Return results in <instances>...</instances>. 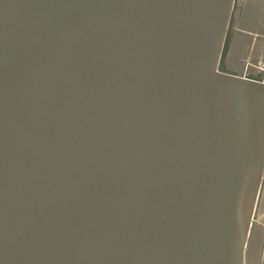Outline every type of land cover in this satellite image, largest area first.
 <instances>
[{"label":"water","instance_id":"water-1","mask_svg":"<svg viewBox=\"0 0 264 264\" xmlns=\"http://www.w3.org/2000/svg\"><path fill=\"white\" fill-rule=\"evenodd\" d=\"M263 29L264 0H0V264H264Z\"/></svg>","mask_w":264,"mask_h":264},{"label":"rangeland","instance_id":"rangeland-1","mask_svg":"<svg viewBox=\"0 0 264 264\" xmlns=\"http://www.w3.org/2000/svg\"><path fill=\"white\" fill-rule=\"evenodd\" d=\"M252 25H254L256 27V31L259 32V14H258V16H256V19L252 23ZM263 33H264V29H263ZM258 35H259V33H258ZM255 36H257V35H255ZM260 36H262V35H260ZM260 39L261 38L259 36L257 39H256V37L255 38L253 37L252 51H254V54L256 55L255 57H257V58H258L260 52L262 51L259 49L263 48L262 45H259L257 43V40L260 41ZM257 219H258V222L260 225L256 226V231L259 232L260 234H264V194H263V198L261 199V205H260V209L258 211V218Z\"/></svg>","mask_w":264,"mask_h":264},{"label":"bare ground","instance_id":"bare-ground-1","mask_svg":"<svg viewBox=\"0 0 264 264\" xmlns=\"http://www.w3.org/2000/svg\"><path fill=\"white\" fill-rule=\"evenodd\" d=\"M257 70V69H256ZM251 71H252V69H251ZM263 194H264V190H263V193H262V197H263ZM259 209H260V207H259ZM259 232H257L256 234H258Z\"/></svg>","mask_w":264,"mask_h":264},{"label":"crops","instance_id":"crops-1","mask_svg":"<svg viewBox=\"0 0 264 264\" xmlns=\"http://www.w3.org/2000/svg\"><path fill=\"white\" fill-rule=\"evenodd\" d=\"M260 44H261V43H260ZM260 44H259V45H260ZM259 50H263V49H259Z\"/></svg>","mask_w":264,"mask_h":264},{"label":"flooded vegetation","instance_id":"flooded-vegetation-1","mask_svg":"<svg viewBox=\"0 0 264 264\" xmlns=\"http://www.w3.org/2000/svg\"><path fill=\"white\" fill-rule=\"evenodd\" d=\"M263 198V197H262Z\"/></svg>","mask_w":264,"mask_h":264}]
</instances>
